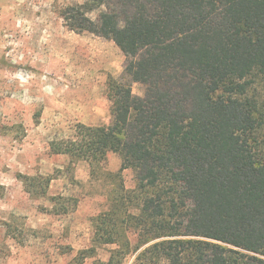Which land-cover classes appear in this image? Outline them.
I'll use <instances>...</instances> for the list:
<instances>
[{
    "label": "trees",
    "instance_id": "1",
    "mask_svg": "<svg viewBox=\"0 0 264 264\" xmlns=\"http://www.w3.org/2000/svg\"><path fill=\"white\" fill-rule=\"evenodd\" d=\"M59 15L125 55L110 123L50 143L92 169L116 153L135 173L94 219L108 263L137 251L140 264H264V0H84ZM20 177L36 197L53 179Z\"/></svg>",
    "mask_w": 264,
    "mask_h": 264
},
{
    "label": "rangeland",
    "instance_id": "2",
    "mask_svg": "<svg viewBox=\"0 0 264 264\" xmlns=\"http://www.w3.org/2000/svg\"><path fill=\"white\" fill-rule=\"evenodd\" d=\"M83 2L0 0V264H75L85 250L81 264H109L115 245L94 241V219L136 185L132 169L118 172L116 153L92 169L50 150L52 141L74 137L78 123H110L107 83L123 72L125 55L113 40L63 25L60 10ZM132 92L142 96L143 85L133 83ZM24 175L52 176L46 195H30ZM136 254L120 264H140Z\"/></svg>",
    "mask_w": 264,
    "mask_h": 264
}]
</instances>
